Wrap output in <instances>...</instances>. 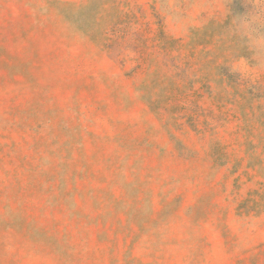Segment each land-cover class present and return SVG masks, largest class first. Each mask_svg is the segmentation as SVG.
I'll list each match as a JSON object with an SVG mask.
<instances>
[{
    "label": "rangeland",
    "instance_id": "rangeland-1",
    "mask_svg": "<svg viewBox=\"0 0 264 264\" xmlns=\"http://www.w3.org/2000/svg\"><path fill=\"white\" fill-rule=\"evenodd\" d=\"M0 264H264V0H0Z\"/></svg>",
    "mask_w": 264,
    "mask_h": 264
}]
</instances>
